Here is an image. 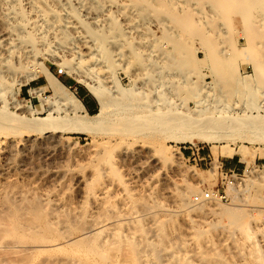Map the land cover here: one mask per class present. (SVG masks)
Returning <instances> with one entry per match:
<instances>
[{"label": "rangeland", "instance_id": "1", "mask_svg": "<svg viewBox=\"0 0 264 264\" xmlns=\"http://www.w3.org/2000/svg\"><path fill=\"white\" fill-rule=\"evenodd\" d=\"M72 5H74V3ZM77 6L78 5L74 7H76L77 9ZM77 10L81 14V18L84 19V8H79L78 6ZM80 10H82L83 12ZM127 10L128 9H126V12ZM115 11L116 10H113V12ZM114 16L117 19L118 28H120L121 30L124 29L123 31L126 35H124V37H119L117 43L118 46L115 44L109 46L110 50L108 56L110 57H107L109 58L108 60L110 61V63L113 62V65L111 64L110 66V68L113 66L111 69H109L110 71L106 70V68H103V63H93L95 62L94 60H90L89 62V59L86 58L82 60L75 58L73 61L75 64L80 61V66L77 67L79 68L81 74H83L85 77L88 75L87 78L90 80L92 79L91 83H94L95 80L97 81V75L101 85H104L103 87L108 88L111 92L113 91L112 93L116 98L120 97V93H118L119 91L117 90L121 91L123 89L121 92L127 91L126 93H137L135 95L136 97H133V99L130 98L131 100L129 102H131V105L133 106L138 105L139 110L142 107L141 110H143L144 113H146L148 110L149 112L157 111L160 106L163 112L170 111V113L174 114H190L194 117L203 119L211 116V118L221 116L226 119V122L233 123L237 127L248 125V123L249 125L262 122L264 124V48L262 49L261 45H259L261 50L253 51L252 49H250V42L247 41L246 37L242 35L245 30V26L238 20L236 16L228 15V17L230 18L228 20V17L226 18V16H224L223 18L221 15L218 18H213L211 22L204 21V23H199V26H204V28L201 29L205 30L206 34L207 32L209 33L207 34L208 38L212 39L211 41H213L214 43L215 41H217L215 43L217 46L212 45V42L207 38L206 39L208 42L204 40V43V41L200 38L203 41L202 42L199 37L192 38L181 35L182 37L180 36L178 37L179 39L177 38L175 40H178L177 43H181L183 47L182 45L174 46L171 44L172 41L169 43V40L166 41V35L168 34L166 30L168 31L170 29L168 23H163L164 26H162V23L160 24L155 20L154 17L140 20H135V18H137L135 17L133 18L135 20L133 21V23L136 22L134 24L137 27L132 24L131 27L127 26L128 28H131V30H128L126 29V25L122 20V17H120V13H115ZM223 24L228 27H226L225 25L224 27ZM133 25L135 26V28L133 27ZM197 27L195 26L196 29L200 30V27ZM206 28L209 30H207ZM138 33L140 34V36ZM171 34L174 38H176L179 33L176 31ZM69 35L72 36V39L71 41L67 40V44L69 45H67L66 47H71L74 45L72 44V41H74L73 32L70 31ZM210 35L213 38H211ZM174 43L175 42H173V44ZM55 48L58 50H56ZM59 48V46L52 43L50 49L51 51L54 50L53 52L56 53L57 58L55 59V57H41L39 55V59H41L39 60V63H41L42 67H44L43 69H45L48 74L55 78L58 84L63 87V89L61 88V90H63L69 96L76 97L83 104V106L84 101H88L90 103L91 101H94L96 105L95 111L91 113L87 111L86 112L91 116L95 115L98 112V104L96 100L89 93V91L78 80H76V76L73 75V73L67 72V70L63 69L60 66L62 55L61 52L64 48L61 47V50ZM42 50L44 51L45 48H43ZM224 50H226L225 53ZM117 52L120 57L118 56ZM165 54L166 56H164ZM69 58L70 57L67 55V59ZM114 59L116 61H114ZM1 60L2 59L0 58V69L5 71L7 70L6 64H3ZM11 61L13 62L12 64L15 65V59L10 58L9 64H11ZM125 69H127L128 72H125ZM227 70H231V72L228 73ZM258 70H261L262 74L259 73ZM59 71H62V74H59ZM88 71H92V73ZM153 74L155 77L152 76ZM229 74L231 75L229 76ZM220 75L224 76L222 77ZM4 76L5 83L3 86V91L0 93V109H4L3 111L5 112V114H12L15 117H20L27 120H41L52 118L54 119V129L51 128L45 131L20 130L18 129L20 125L17 122L7 121L5 122V125L8 124L14 126L13 129H15L17 132L15 130L14 132L13 129L11 132L0 131V147L10 145L11 143V145H13L12 150L14 152L12 151V154L14 153V161L18 162L22 157V152L19 148V144H21L24 139L29 138L35 141L38 138V140L45 141L43 140V138L45 139V137L51 136L52 138H55L54 141L58 140L57 142L55 141V144H57L55 150L56 152L58 150V152L54 153V155H52L53 157L51 156V158H44L43 151L41 153V150L40 152H38V148L33 149L32 160L30 163L31 166H29V175H27L28 172L24 173L23 171H21L19 167L18 169H15V172H13L12 174L13 176L11 177L12 179L10 185L12 184V188L15 191L23 192V201L26 203L25 205L31 203L32 200L35 201L37 199L40 204H44L42 205L43 207L40 205L41 208L38 210V213L36 211L34 214V212L32 213L31 210L24 211L23 214L25 215L23 216H29L28 218H30V220L33 219L35 220V223H38L40 220L45 219L48 216V213L52 211L50 201L45 202L41 197V194L46 191H52L50 190L52 189L51 171H53L51 170V168L53 169L55 165L54 162H52L54 158L64 156L66 158L69 157L74 159L72 156L74 155V160L76 163L73 165V169L75 171H80V173L82 174L88 175L92 174L94 172L95 166H97V164H93L94 162H92V158L99 155V167H103V169H105V182L110 185L109 192L107 195H105L104 199L105 209L106 211L109 210L110 213L104 212L103 219L105 222L103 221L104 224L102 225V228L100 230L101 239H106V242L109 241L108 243L114 245V243H112V239H114L113 233L115 230H118L117 232H120L124 237L127 238L129 237V235L134 234V236L136 235L135 237L142 235L143 237H145V239L154 241V237L150 236L154 234V232H152V234L150 232V230L152 229V225L148 221V216H146L147 209H149L148 212H150V214H154L155 217L157 216L156 218H158L157 220L159 222H161L162 220V236L163 238H165L164 242H166H163V254H169L167 255V257L170 256V261L181 258L183 260H187L188 258V260L193 264L255 263L253 252L254 250L258 249H253L254 247H247L241 241L237 242V239H234L235 236H231L232 233L235 232V229L232 230L231 228H228L229 230L227 231L225 227H222L224 226V222L219 217L211 219L203 225H196L191 231L193 235V241H191L192 236L188 234L182 217L173 211L175 210V207H178L179 204L183 203L184 201H193L198 206L200 205V207H198L200 211H207L210 205H220L225 208H233L234 206H237L240 208L244 215L246 214L242 221L244 225H247L246 220L249 221V228L253 227V223L251 222L254 221L264 224V168L262 170L263 172L258 174L256 173L257 175L251 173V169L254 163L256 165L258 164L260 166H264V141H250V139L257 138L255 137L256 134L264 133V131L259 132L254 129H236L235 131H227L229 133L232 132V134H236L237 136L244 135V139H247L243 141L239 140L235 149H239V152H242L234 154L231 151L228 153L231 147L225 146L224 144L206 145L202 143H196L194 145H176L166 139L167 135L169 134L168 132L165 133L159 130L141 129L129 133V131L127 130V124L133 125L131 117L116 120L118 117L117 113L119 111V109L116 108H110L108 114L110 116L107 117L106 123H104L101 128H99L93 134L82 133L80 131L71 129H60V127L62 126H68L75 118V115L70 111L71 109L67 106V102L64 101L61 91L58 89L53 90V87L49 86L50 84L48 83V80L46 79V75L44 73L42 74L39 69L34 73L25 68L14 72H7L4 74ZM114 76L115 78H113ZM233 77L235 81L234 79L232 81L231 78ZM235 77L238 80H236ZM116 81L117 84L114 83ZM97 84L95 83V86H97ZM139 84L140 87L143 86L142 88L144 89L140 88ZM141 84L143 85L141 86ZM236 84L237 88H235ZM115 85L116 87L119 85V88H116ZM161 86L163 87V89ZM115 91L116 93L114 94ZM155 93L157 94V96ZM117 94L118 97L116 96ZM123 99L121 100L122 102H128L126 98L124 100ZM135 101H137V104L135 103ZM167 101H169L170 103H168ZM222 103H225L227 105L225 106V104ZM145 105L147 107H145ZM215 105H217L218 107L216 106V108ZM150 106H152V110H150ZM148 107L149 109L146 110V108ZM212 107L215 108V110ZM250 107L252 108V110ZM216 109H221V111L223 112H216ZM203 110L205 111V113L202 112ZM135 111L133 108L129 113L132 115L135 113ZM254 116H256V119H254ZM121 131H126L128 132V134L121 133ZM92 135L95 137H93ZM122 143L123 145H121ZM142 145L149 148V151L153 155L151 157L154 159L151 160V158H147V156H145L147 158L146 160L143 156L141 157V159L139 158L140 162L138 160L137 163L129 161H125L124 164L122 163L123 161H121L119 157V154H121L122 152L121 150L133 151L137 148L142 147ZM60 146L62 147V149H60ZM57 148H59L60 150ZM65 148L67 149L65 150ZM0 150L1 153L2 149L0 148ZM200 152H202L203 154L200 155ZM220 152H223V155L222 153L220 155ZM230 153L231 157H229ZM0 156L2 157V154ZM1 157L0 164L3 162ZM76 157L78 161H76ZM200 158H204V160L199 161ZM229 158L241 159L243 163L242 166L235 169L240 174L241 182L234 188H222V174L228 170L225 166H223V161ZM128 162L129 164H127ZM175 162H179L185 169L187 168L188 170L195 171L196 175L189 176L181 174L177 169L172 168ZM76 164L78 165L75 166ZM138 168L140 170H138ZM213 168H215V171L213 170ZM245 169H247L246 173L244 172ZM133 170L140 173L141 182L143 181L142 183L145 184L143 186L154 188L156 196L154 195L153 197H150L145 193V191H143V189H135L129 183V175L127 176V174L132 173ZM44 171H46V173ZM13 184H15L16 186H14ZM217 190H219L220 192H225L227 199L222 201L216 199V202L214 199H211L210 201L204 200L200 201L201 203H196L194 201V197L198 196L200 193ZM166 193L167 195H165ZM138 197L141 199H138ZM135 201H137L138 203L140 201L141 203L143 202L142 204H145V206L147 205L146 212L144 211L145 209H143L146 207H141V203H136V206V204L134 203ZM46 203L47 205H45ZM151 207L153 208V212L151 210ZM47 208L48 211L46 210ZM141 212L143 215L141 214ZM39 213L41 214V216L46 215L45 218H41ZM105 213L107 215L106 217ZM173 213L175 214L173 215ZM32 214H34V216ZM38 214L39 220H36L35 215ZM193 214L197 215L198 212L197 214L196 212H194ZM162 215L165 216L163 217ZM125 219H129L130 222H127ZM132 219L134 221H132ZM115 222L119 224H116ZM128 228H135L137 230H140L138 233V231L136 232V230L131 229L128 230ZM38 230H40L41 235L48 236V238H46L47 236L40 237V234H38L37 237H40L41 239L43 237L44 239H46L44 240V242H47V239L48 241L55 240L53 238L55 236V233L46 234L43 232L42 234V228H38ZM70 231L71 233H69ZM146 231H149L148 234H146ZM198 231L205 232L206 236L201 238L194 237V234H196V232ZM69 232V235H71L72 237H76L80 234V232L76 229H71L69 230ZM66 233L67 231L65 232V234ZM261 233L263 235L264 231H259L258 236H261ZM27 235L21 239H18L17 237H13L12 239L10 237H3V239H1L2 237H0V245H7L5 247L0 246V262L2 260H4L5 262L7 260V263L5 264L15 262V260H17L18 258H16L15 260L13 259V257L16 256V254L14 253L17 249H20V247H24L22 245L25 242L26 245L28 244L27 246H30L33 240H35V243H38L37 239L34 238L36 237L34 236V234L31 235V233H29ZM40 238L39 243H42L43 241ZM232 238L234 240H232ZM9 239L11 241L13 240L12 243H16L17 240L19 241V244L16 243V246L13 245V247L11 246V241H9ZM4 240L8 241V244L4 243ZM33 244L34 243H32V245ZM122 244L123 243H121L120 245L117 244V247L121 246ZM17 245H19L18 248H16ZM109 245L107 247L109 248V251L111 249L115 250L116 246L110 248L111 246ZM124 245L125 246L122 245L124 248L118 247L119 251L116 248L118 253L116 252L114 254V260L112 259L113 261L118 262V264H122V259L123 264H125L124 262H126V264H129L127 263V261L129 260L127 259V256H131L130 254L128 255V252L130 251L124 250L128 247L125 243ZM122 248L125 252L127 251V255L122 250ZM11 251H14V253H12ZM19 251H21V249ZM19 251H17L16 253L18 254ZM110 252L114 253L115 251L112 252L111 250ZM169 252L171 253V255ZM18 255L16 257H18ZM111 256L113 257V255ZM175 256L176 258L174 259ZM125 258L127 259V261L125 260ZM8 259L10 262H8ZM12 259L14 261H12ZM116 259H118V261ZM129 262H131V260H129ZM36 263L37 262H34L32 264Z\"/></svg>", "mask_w": 264, "mask_h": 264}, {"label": "bare ground", "instance_id": "2", "mask_svg": "<svg viewBox=\"0 0 264 264\" xmlns=\"http://www.w3.org/2000/svg\"><path fill=\"white\" fill-rule=\"evenodd\" d=\"M73 3L74 5H72ZM75 4L78 5L79 8H84V12L80 10L85 14V15L83 14L85 18L82 16L84 19L81 18V14L77 10L78 6H77V9L76 7H74L76 6ZM126 9H128L129 11L127 10L126 12ZM113 10H116V11L113 12ZM118 12L120 13V17H122V20L124 21L126 25V29L128 30L129 29L131 30V28H128V27H131L132 24L136 23V22L133 23V21L137 19L139 20L149 19L150 17H154L156 21H158L160 24L162 23V26H164L163 23L164 24L168 23L170 29L168 31L166 30V32H168V34L166 35L167 36L166 41L169 40L168 43L172 41L171 44L174 46L182 45L181 43H177L178 40H175L181 35L185 37L186 36L192 37V38L199 37V39L201 38L203 41L204 40L207 41V39L211 41L212 39L208 38L207 36V34L209 33L207 32L206 34L205 30L201 29V28H204V26L203 27L199 26V23H204V21L211 22L213 18L215 17L218 18L221 15L223 18L224 16H226L227 18L228 15L236 16L238 20L241 23H243V25L245 26L244 27L245 30L242 35L246 37L247 41L250 42V45H249L250 49H252L253 51H258V50H261V48L262 49L264 48V0H0V58L2 59L1 60L2 63L6 64V68H7V70L5 71L0 69V93L3 91V86L5 83V78H4L5 73L12 72V71L13 72L18 71V70H22L25 68L35 73V71H38L39 69V71H41L42 74L44 73L46 75V79L48 80V83L50 84L49 86H52L53 88L52 87L51 88L53 90L58 89L61 91L64 101L67 102V106L71 109L70 111L75 115L74 116L75 118L68 126L67 125H65V127L62 126L60 127V129H66V130L71 129V130L80 131L82 133L93 134L95 133V131L101 128V126L104 123H106L107 117L110 116L108 115L110 108H116V109H119L117 113L118 117L116 120L131 117V121L133 122V125L127 124V130L129 131V133L132 131H137L141 129L159 130L165 133L168 132L169 134L167 135L166 139L169 142L174 143L176 145H184V144L194 145L196 143H202L206 145L224 144L225 146L231 147L228 153L231 151L234 154H238V152L240 151L239 149H235L239 140L243 141L247 139H244L245 138L244 135L237 136L236 134H232V132L229 133L227 131L229 130L235 131L236 129H242V130L243 129L245 130L254 129L259 132L264 131L263 122L254 123L251 125H249L248 123V125L237 127L233 123L226 122V119L221 116L211 118L212 116L210 115L211 117L207 116L208 118L203 119V118L194 117L190 114L189 115L183 114V113L174 114V113H170V111L163 112L160 106H159L160 109L158 108L157 111H150V112L148 110L149 109L148 107L146 108V110L148 111L144 113L143 110H141L142 108L141 106L139 110L138 105L133 106L131 105L132 103L129 102L131 99H133V97L134 98L136 97L135 96L137 94L136 92H135L136 94L134 93L131 94L129 92L128 94L126 93L127 91L125 90H124L125 92H121L123 89L121 91L117 90L119 91L118 93H120V97H118V94H117L116 96L118 98H116L115 95H113L112 93L113 91L111 92L108 88L103 87L104 85L103 86L101 85L100 80L98 79L97 75H96L97 81L95 80L94 83H91L92 79L91 80L88 79L87 78L88 75L85 77L83 74L80 73V70L77 67V66H80L79 60L86 58V59H89L88 60L89 62L90 60H94L95 62L93 63H96V64L99 62L103 63L104 64L103 68H106V70H109L113 67L112 66L110 68L111 64L113 65V62L110 63V61L108 60L109 59L108 57H110L108 56V53L110 50L109 46H112V44H115L118 46L117 43H118L119 37L120 36L124 37V35H126L125 32L123 31L124 29L121 30L120 28H118L117 19L114 16V14ZM133 18H135V20ZM229 19L230 18L228 17V20ZM225 24H223V26ZM134 25L133 27L135 28L136 25L135 26ZM195 26L197 28L200 27L199 28L200 30L196 29ZM70 31L73 32L74 34L73 39L75 43L74 41H72L73 42L72 44L74 45L73 46L70 45L71 47H66L67 45H69L67 44V40L71 41L72 39L71 38L72 36L69 35ZM176 31L179 34L176 38H174L171 33L176 32ZM228 37H225V38H228ZM211 38L213 37L211 36ZM173 42H175L176 45L175 43L173 44ZM211 42H212V45L217 46L215 44L217 41H215V43L213 41ZM52 43L56 44L60 48L61 47L64 48L61 52L62 55H61V60H60L61 62L60 66L63 69L67 70V72L73 73V75L76 76V80H78L89 91V93L94 97V99H96L98 103V112L95 115L93 116L89 115L86 112L83 104L76 97L69 96L67 93L61 90V88L63 89V87L60 84H58L55 78L50 76L48 72L45 69H43L44 67H42V64L39 63V60H41L39 59V55L41 57H48V58L55 57V59L57 58L56 53L53 52L54 50L51 51L50 49ZM259 45H261V48L259 47ZM41 48L42 49L45 48V50L43 51ZM225 51L226 50H224V53ZM67 55L70 57L69 59H67ZM164 56H166V54ZM10 58L15 59V65L12 64L13 63L12 61H11V64H9ZM75 58L79 59L78 60L79 62H77L76 64L73 62ZM157 59H161V58H157ZM114 61L116 60L114 59ZM126 71L128 72L127 69H125V72ZM88 72L92 73V71H88ZM230 72L231 70L228 71V73ZM258 72L262 74L261 70H258ZM226 73H225V77H226ZM212 74H215V73H212ZM231 74H229V76ZM152 76L155 77L154 74ZM113 78H115V76ZM231 79L233 81L234 77ZM236 80L238 79L236 78ZM152 82H155V81H152ZM95 83L96 84L98 83L97 86H95ZM114 83L117 84V81ZM142 85L143 84H141V86ZM117 87L119 88V85ZM139 87H140V84H139ZM235 88H237V84ZM115 93L116 91L114 92V94ZM123 98L124 99L126 98L128 102L127 103H125L124 101L122 102L121 100ZM136 102L137 101H135V103ZM167 102L170 103L169 101ZM222 104H225V103H222ZM226 105L227 104H225V106ZM216 106L217 105H215V107ZM145 107L147 106L145 105ZM151 107L152 106H150V110H152ZM133 108H134V111L136 109L137 110L135 111L134 114L131 115L129 112ZM213 109L215 110V108ZM3 110L0 109V117H1L0 118V131H8V132L12 131L14 126H11L8 124L5 125V122L7 121L17 122L20 125L18 127V129L20 130L22 129V130H27V131H45V130H49L53 128L54 119L52 118L41 119V120H37V119L27 120V119H23L20 117H15L12 114H7V113L5 114ZM220 111L221 109L220 110L216 109V112H219V113L223 112V111L221 112ZM202 112L205 113L204 110ZM226 114H227V111H226ZM255 117L256 116H254V119H256ZM14 130L15 129H13V131ZM121 133L128 134V132L126 131L124 132L121 131ZM255 137L257 138L250 139V141H264V133L256 134ZM54 139L55 138L54 137L52 138L51 136L45 137V139L43 138V140L45 141L38 140V138L35 141L29 138L24 139L21 142V144H19L20 145L19 148L22 152L21 153L22 157L18 162L14 161V158H13L14 153L12 154L13 145H11V143L10 145L0 147L2 149V152L0 153V155L2 154V157L1 156L0 157L3 160V162L0 164V237H2L1 239H3V237H8V238L10 237L11 239L13 237H17L18 239L19 238L21 239V238H24V236H26L27 234L31 233V235L34 234V236H36V237L34 236H31V237L36 238L39 243L40 241L39 238L41 236H47V235H41L40 234L41 232L40 230H38V228L39 229L42 228V234L43 232L46 234L55 233V236L53 237L55 240L48 241L47 239V242L46 241L44 242V240L46 239L42 237V239L41 238L40 239L43 242L39 244L37 242L36 244L35 240H33L32 242L34 244L32 245L31 243L30 246H27L28 244L26 245L25 244L26 242L24 244L22 243L23 244L22 246L24 247L22 248L20 247L21 251H19L20 249H17L16 251L14 250L15 253L14 251H11L12 253L16 254V256L19 254L18 257L16 256L13 257L14 260L16 258L18 259L15 260V262H11L12 264H32L34 262H37L36 264H118V262L113 261L114 254L117 252L118 247L121 248L125 246L124 243L126 244V246H128L127 248H129V249L126 248L124 250H127V251L129 250L130 252H128V255L129 254L131 255V256H127V259L131 260V262H129V260L127 261V259L125 258V260L129 264H193L188 260V258L187 260H183L181 257H180L181 259H175L176 256L174 257L175 259L174 261H170V256L167 257V255L169 254H165V255L163 254V250H164L163 242L165 238H163L162 236V230H163L162 220L161 222H159L157 220L158 218H156L157 216L155 217L154 214H150V212H148L149 209H147V205L145 206V204H142L143 202L141 203L140 201L139 203H141V207L143 206L146 207V208H143L145 209L144 210L145 212L147 209L146 216H148V221L152 225V229L150 230V232L151 234L152 232H154V234L150 236L154 237V241H151L150 239H145V237L139 234H138L139 236L137 237H135L136 235L134 236V234H131L127 238V237H124L120 232H117L118 230L117 231L115 230L116 232L114 231L113 233L114 239H112V243H114V245L113 244L111 245V243H108L109 241L106 242L105 241L106 239L100 238V230L102 228V225L105 222L103 219L104 212H109V210L106 211L105 209L104 199H105V195H107L109 192L110 185H108L105 182V171H104L105 169H103V167L102 168L99 167L100 166L99 155L94 156L92 158V162H94L93 164H97V166H95L94 172L92 171L93 173L88 174V175L82 174L80 173V171H75L73 169V165L76 163L74 160L75 159L74 155H72L74 159L69 158V157L66 158L64 156L63 157L59 156L58 158H54L52 162H54L55 165L53 169L51 168V170L53 171H51L52 172V175H51L52 189L50 190L52 191L51 192L46 191L41 194V197L43 198L45 202L50 201L52 211L48 213V216L46 218H45L46 215L41 216V214L39 213L41 218L42 217L45 218L38 222L41 224H38L37 222L36 224L34 222L35 220L31 218L33 220V223H32V220L28 218L29 216L27 215H26L27 217L23 216L25 215L23 214L24 211L31 210V212L32 213L34 212V214L36 211L38 213V210L44 204H40V202L37 201L38 200L37 199L35 201L32 200L31 203H28L27 205H25L26 203L23 201L24 199L23 192L15 191L12 188L13 187L12 184L10 185L11 179H12L11 177L13 176L12 174L13 172H15L14 170L18 169L19 167L21 171H23L24 173L28 172L27 175H29V166H31L30 163L32 160L33 149L38 148L39 149L38 152H40L41 150V153L43 151L44 158H51V156L54 155V153H57L58 150L57 152L55 150L56 149L55 147L57 145L55 144V141L57 142L58 140L54 141ZM121 145H123V143ZM62 147L60 149H62ZM67 148H65V150ZM121 151L122 152L121 154H119L120 155L119 157H120V160L123 161L122 162L123 164L125 161L137 163L139 158L141 159V157L143 156L144 157L147 156V158H151V160L154 159L151 157L153 155L149 151V148H147V146L144 147L143 145L142 147L137 148L133 151H128V150H121ZM221 153L223 155V152H220V155ZM66 156H69V155H66ZM229 157H231V153ZM147 158L145 157L146 160ZM76 161H78V159ZM129 162L127 164H129ZM77 165L78 164H76L75 166ZM172 168L177 169L181 174H184V175H189V176L196 175L195 171L188 170L187 168L186 169L183 168L179 162H175ZM215 168H213L214 171H215ZM135 170H133L132 173L127 174V176L129 175V180H128L129 183L135 189H141V190L143 189V191H145V193L148 196L153 197L155 195L154 188L149 187V186H146V187L143 186L145 184L142 183L143 181L141 182L140 173L136 172ZM138 170L140 169L138 168ZM44 172L46 173V171ZM263 178H264V174H263ZM13 185L16 186L15 184ZM165 195H167V193ZM138 199H141V198L138 197ZM214 200L216 202V199ZM134 203L139 204L137 201H135ZM45 205H47V203ZM198 207H200V205L198 206L193 201H190V202L184 201L183 203H180L178 207H175V210L173 211L182 217L183 223L186 226L188 234L192 236L191 241H193V235L191 231L194 229L196 225L197 226L203 225L207 221L214 219L216 217L217 218L219 217L224 222V226H222L223 228L225 227L227 231L229 230L228 228H231L232 230L235 229V232L232 233L231 236H235L234 239L236 238L237 242L241 241L247 247H250V248L254 247L253 249H258V250H254L253 252L256 255L252 253L254 256L253 258H255L254 259L255 263L254 262L253 263L254 264H264V236H263L264 234L262 235L261 233V236H258L259 231H264V224L254 221V222H251L253 223V227L249 228L250 227L248 223L249 221L246 220L247 225H244L242 221L246 214L244 215L243 212L240 210V208L237 206L236 207L234 206L233 208L232 207L225 208L220 205H210L207 211L206 210L200 211ZM48 208L46 209L47 211H48ZM151 210L153 212L152 207H151ZM194 212H196V214L198 212V214L194 215L193 214ZM175 213H173V215ZM34 214L32 215L34 216ZM39 214L35 215L36 220H39ZM106 216L107 215L105 213V217ZM126 221L130 222L129 219ZM132 221L134 220L132 219ZM115 223L119 224L117 222ZM71 229L78 230L80 234L76 237H72L71 235H69V233H71V231L69 232V230ZM130 229L136 230V232L138 231V233L140 230V229L137 230L135 228L134 229L130 228ZM130 229L128 228V230ZM66 231L67 233L68 232L69 233L65 234ZM148 232L146 234H148ZM61 233H64V234H61ZM38 234H40L39 235L40 237H37ZM205 236H206V233L203 231H198L196 232V234H194V237L196 238H201ZM46 238H48V236ZM234 239L232 238V240ZM9 241L11 240L9 239ZM12 241H11V246L13 245L16 246V243L19 244V241L17 240H16V243L13 242L14 244L12 243ZM4 243L8 244V241L4 240ZM121 243H123L122 244L123 246L121 245L117 247V244L120 245ZM108 245L111 246L110 248H113L114 246H116L115 250L111 249L112 252L115 251L114 253H111L110 252L111 250L109 251V248H107ZM18 246L19 245H17L16 248H18ZM17 251H19L18 254L16 253ZM110 253L111 255H113V257L110 255ZM13 259L12 261H14ZM118 259L116 260L118 261ZM3 261L4 260H2L0 264L7 263V260L6 262L5 261L3 262ZM121 261L123 264V259ZM8 262H10L9 259H8ZM11 263H8V264H11ZM124 263L126 264V262Z\"/></svg>", "mask_w": 264, "mask_h": 264}, {"label": "built area", "instance_id": "3", "mask_svg": "<svg viewBox=\"0 0 264 264\" xmlns=\"http://www.w3.org/2000/svg\"><path fill=\"white\" fill-rule=\"evenodd\" d=\"M59 74H62L61 71L58 72ZM204 158H200L199 161H203ZM264 166L263 165H256L254 163L253 167H252V171L251 173L252 174H258V173H261L263 172ZM245 173L247 172V169H245L244 171ZM256 174V175H257ZM250 175V174H249ZM222 188L223 187H236L238 184H240L241 182V179H240V174L237 172V170L235 169H232V170H227L225 171L223 174H222ZM211 199H217L219 201H222V200H226L227 197L225 195V192H220L219 190L217 191H211V192H205V193H200L198 196H195L194 197V201L197 203V202H200V201H210Z\"/></svg>", "mask_w": 264, "mask_h": 264}, {"label": "crops", "instance_id": "4", "mask_svg": "<svg viewBox=\"0 0 264 264\" xmlns=\"http://www.w3.org/2000/svg\"><path fill=\"white\" fill-rule=\"evenodd\" d=\"M84 107H85V110L87 112H90V113L94 112L96 109V105H95L94 101H91V103L88 101H84ZM202 154L203 153L200 152V155H202ZM242 164L243 163H242L240 158H229V159L223 161V166H225L228 170L237 169L238 167H241Z\"/></svg>", "mask_w": 264, "mask_h": 264}]
</instances>
